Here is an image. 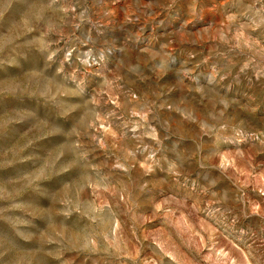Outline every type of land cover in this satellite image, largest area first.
Returning <instances> with one entry per match:
<instances>
[{"label":"rangeland","instance_id":"rangeland-1","mask_svg":"<svg viewBox=\"0 0 264 264\" xmlns=\"http://www.w3.org/2000/svg\"><path fill=\"white\" fill-rule=\"evenodd\" d=\"M0 264H264V0H0Z\"/></svg>","mask_w":264,"mask_h":264}]
</instances>
